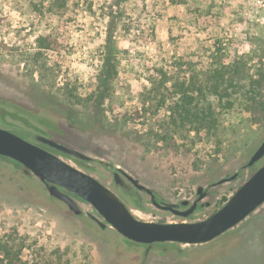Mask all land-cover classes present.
<instances>
[{"label": "rangeland", "instance_id": "rangeland-1", "mask_svg": "<svg viewBox=\"0 0 264 264\" xmlns=\"http://www.w3.org/2000/svg\"><path fill=\"white\" fill-rule=\"evenodd\" d=\"M46 38L52 48H38V39ZM261 46L264 0H0V116L6 115L0 128L10 123L20 129L27 122L92 157L95 162L85 165L62 159L114 191L143 221L180 219L132 187L133 198L114 187V168L167 203L193 201L203 186L210 202L198 214L203 220L248 176L245 171L237 182L208 188L235 172L263 135L264 103L250 113H221L213 134L190 133L184 140L175 135L180 146L174 149L157 141L164 112L153 117L149 105L143 108V95L163 78L167 85L202 81L215 57L227 63L242 58L253 66L237 75L242 85L262 68L264 60L253 57ZM79 207L85 216L95 215L89 205ZM86 221L88 227L48 198L35 178L0 163V235L15 230L35 247L65 253L71 264L137 259L140 246ZM263 238L264 204L219 242L183 246L181 259L171 254L153 264H264Z\"/></svg>", "mask_w": 264, "mask_h": 264}, {"label": "water", "instance_id": "water-1", "mask_svg": "<svg viewBox=\"0 0 264 264\" xmlns=\"http://www.w3.org/2000/svg\"><path fill=\"white\" fill-rule=\"evenodd\" d=\"M44 142L72 154L76 159L86 162L93 160L79 151H70L51 141ZM0 156L17 162L24 175H32L45 183L49 195L62 201L71 217L84 222L85 227L89 226V223L85 222L87 217L98 226L101 232L107 228L111 229L124 241L140 246L135 251L137 259L132 262L130 260L126 264H153V260L166 259L172 256L171 254L181 259L186 254L183 246L219 242L230 230L264 204V133L250 150L245 162L235 172L208 184V188H213L228 182H237L243 178L245 171L248 173L230 198L216 212L203 220L197 219L198 214L202 209L210 206V202L205 201L209 193L203 186L197 187L193 201L184 199L177 203L166 202L162 207L164 212L170 213L180 221L147 222L135 216L128 205L119 199L121 198L119 195L92 176L35 146L26 138L1 128ZM114 170H116L114 187L122 191L118 174L120 172L133 189L151 196L153 190L143 186L137 179L121 169L116 167ZM58 187L65 190V193H61ZM72 195L89 205L95 215L86 213L85 216ZM127 195L133 198L131 193ZM151 198L152 204L159 207L153 200V196ZM188 205L190 207L183 210ZM138 209L141 210V208Z\"/></svg>", "mask_w": 264, "mask_h": 264}, {"label": "trees", "instance_id": "trees-1", "mask_svg": "<svg viewBox=\"0 0 264 264\" xmlns=\"http://www.w3.org/2000/svg\"><path fill=\"white\" fill-rule=\"evenodd\" d=\"M124 0H116L122 3ZM49 39H38L40 49L52 48ZM258 60H264L262 46L253 55ZM253 66L244 60L233 59L230 63L221 59H213L202 81L190 80L167 85L166 78L152 81L151 86L143 95V108L147 104L153 117L163 111L159 128L163 133L157 134L158 142H163L174 149L175 135L181 140L188 138L190 133L213 134L220 124L221 113L225 114L235 108L243 113L263 109L264 98V63L262 68L254 70V76H246L248 80L241 85L239 74L251 72ZM153 108V109H152ZM28 238L17 231H8L0 235V264H71V260L60 250L48 251L43 247H35L36 242H28ZM28 251V257L23 259L22 253Z\"/></svg>", "mask_w": 264, "mask_h": 264}, {"label": "flooded vegetation", "instance_id": "flooded-vegetation-1", "mask_svg": "<svg viewBox=\"0 0 264 264\" xmlns=\"http://www.w3.org/2000/svg\"><path fill=\"white\" fill-rule=\"evenodd\" d=\"M0 103L2 104L3 101H0ZM0 104V105H1ZM6 115L2 114L0 117H5ZM12 119L13 120H16L15 119V116L11 115ZM2 119V118H1ZM4 120V119H3ZM2 120V121H3ZM4 124V123H3ZM7 125L10 126L9 127H5L4 126V129L5 130H9V132H13V133H17V134H21L24 138H26L29 142H31L32 144H34L35 146H38L40 147L41 149L55 155L57 158H59L60 160L64 161L62 158H65V159H69V160H73L75 163L79 164V165H85V164H91L93 161L95 162V160H91V162H86V161H82V160H79V159H76L75 157H73L72 154L70 153H67V152H63L61 150H58L56 147L50 145L48 142H44V141H51L53 143H56L58 145H62L64 147H66L68 150L70 151H78L76 150L75 148H73L71 145H65V144H62L60 143L58 140L55 139L54 135H52L51 133H49L48 131H42L43 129H40L39 127H36L35 125H31L29 123H24L22 128L18 129L16 127H11L12 125L10 123H7ZM24 128V129H23ZM44 140V141H43ZM82 153V152H81ZM84 154V153H82ZM86 155V154H84ZM90 157V156H89ZM65 162V161H64ZM0 163H4V164H8V165H11L14 167V169L20 171V168L21 166L13 161L12 159H9V158H6V157H2L0 156ZM66 163V162H65ZM68 164V163H67ZM105 166H107L106 164H104ZM21 172V171H20ZM116 172V170H113L112 171V178L114 180V173ZM118 172V171H117ZM21 174L23 176H25L26 178H29V177H33L35 178L34 176H28V175H24L22 172ZM119 174V180H120V184H121V189H122V192L126 193V194H130L131 193V186L128 184V181L124 178V175L120 172H118ZM37 183H38V187L41 189V191L47 195L48 198H50L52 201H56V202H59L61 203L62 205L66 206L62 201H60L59 199H55V198H52L50 195H49V191L45 185V183L41 182L39 179L35 178ZM58 189L61 191V193H65V190H63L62 188H59ZM205 192V191H203ZM143 193V192H141ZM153 196V200L159 205V207H155L153 204H152V197ZM72 198L77 202V204L79 205V203H83L80 199H78L76 196L72 195ZM137 198V201L141 204L140 202V198L138 196H136ZM150 198V202H151V205L155 208H157L158 210H162V207L166 204V202H164L161 197L156 194L154 191H152V194L151 196H149ZM190 207V205L186 206L183 210H186ZM163 211V210H162Z\"/></svg>", "mask_w": 264, "mask_h": 264}]
</instances>
